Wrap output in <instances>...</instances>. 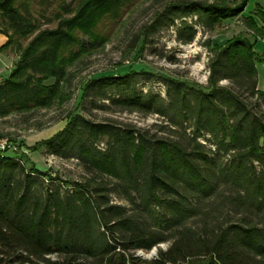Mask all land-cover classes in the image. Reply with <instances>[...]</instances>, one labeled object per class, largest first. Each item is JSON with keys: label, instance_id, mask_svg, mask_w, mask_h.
Segmentation results:
<instances>
[{"label": "trees", "instance_id": "obj_1", "mask_svg": "<svg viewBox=\"0 0 264 264\" xmlns=\"http://www.w3.org/2000/svg\"><path fill=\"white\" fill-rule=\"evenodd\" d=\"M135 1L0 0V53L17 57L0 84V120L66 104L73 70L109 40L99 27ZM177 1L156 14L142 46L177 20V39L190 44L196 31L184 18L214 29L249 3ZM255 16L253 42L239 36L217 49L207 91L165 78V101L138 92L135 71L89 80L82 98L94 108L157 114L167 125L151 133L68 112L64 128L31 150L77 160L81 180L28 169L15 152L0 156V264H264V54L256 50L264 10ZM154 248L151 259L137 254Z\"/></svg>", "mask_w": 264, "mask_h": 264}, {"label": "rangeland", "instance_id": "obj_2", "mask_svg": "<svg viewBox=\"0 0 264 264\" xmlns=\"http://www.w3.org/2000/svg\"><path fill=\"white\" fill-rule=\"evenodd\" d=\"M248 1L246 10L241 15L224 20L214 29L202 27L197 22L196 16L184 18L183 20L192 24L196 31L195 39L190 44H183L177 39V31L181 25V20H177L174 26L163 28L156 34H150L142 46L147 27L156 14L178 1L136 0L124 11L118 21L107 22L99 27L98 31L109 40L104 47L86 56L73 70L75 73L73 96L66 104L26 116L13 115L0 120V138L9 139L16 148L15 151H9L8 155L15 152L28 169L36 167L39 170L48 171L52 176L58 175L64 180L74 182L81 180L84 175V170L77 160H64L52 156L43 147L38 148L36 152L31 150L32 147L64 128L66 121L63 119L68 112L82 114L97 122L113 119L140 128H150L151 133L158 130L152 127L154 124L167 125L166 120L157 114L111 112L103 108H94L90 100L82 98L83 87L92 79L112 75L123 76L135 71L139 73L137 91L144 94L152 93L165 101L168 99L165 78L177 79L192 87H203L207 91L210 64L217 49L239 36H244L253 42L254 33L249 27L250 19L254 18L260 26L262 25L255 15L260 9L264 10V0ZM34 11L37 13L39 8L35 7ZM137 38L139 42L132 49ZM257 43V51L264 54V42L258 40ZM8 57L6 60L0 58V84L9 77L17 61L15 56L8 54ZM13 58L16 60L14 65H11ZM257 69L258 89L264 91V61L257 63ZM220 85L232 86L228 80L220 82ZM97 105L101 106L103 102H98ZM37 123L43 124V128H37ZM190 131L191 129L188 130ZM200 141L207 147H212L209 136L201 138ZM100 147L104 148L105 145L100 144ZM167 246V244L160 245V248L165 249ZM137 254L144 259H151V252Z\"/></svg>", "mask_w": 264, "mask_h": 264}, {"label": "built area", "instance_id": "obj_3", "mask_svg": "<svg viewBox=\"0 0 264 264\" xmlns=\"http://www.w3.org/2000/svg\"><path fill=\"white\" fill-rule=\"evenodd\" d=\"M13 143L7 138H0V156H4L9 151H15Z\"/></svg>", "mask_w": 264, "mask_h": 264}, {"label": "crops", "instance_id": "obj_4", "mask_svg": "<svg viewBox=\"0 0 264 264\" xmlns=\"http://www.w3.org/2000/svg\"><path fill=\"white\" fill-rule=\"evenodd\" d=\"M260 42H264V40L262 41V40H259ZM7 42V37L5 36V35H3V34H1L0 33V48L5 44ZM258 44V43H257ZM256 44V45H257ZM257 50V49H256ZM258 52V51H257ZM9 56H12V57H14L12 54H9ZM0 58L2 59H8L9 57H8V54L7 53H0ZM14 60H16V59H11V65H14Z\"/></svg>", "mask_w": 264, "mask_h": 264}, {"label": "water", "instance_id": "obj_5", "mask_svg": "<svg viewBox=\"0 0 264 264\" xmlns=\"http://www.w3.org/2000/svg\"><path fill=\"white\" fill-rule=\"evenodd\" d=\"M157 248H154L152 251H151V258L155 257L157 255Z\"/></svg>", "mask_w": 264, "mask_h": 264}]
</instances>
